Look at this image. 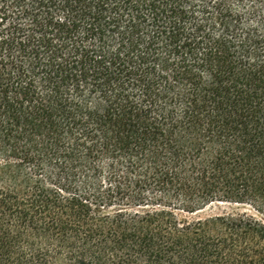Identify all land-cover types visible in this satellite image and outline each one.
<instances>
[{"label":"trees","instance_id":"obj_1","mask_svg":"<svg viewBox=\"0 0 264 264\" xmlns=\"http://www.w3.org/2000/svg\"><path fill=\"white\" fill-rule=\"evenodd\" d=\"M0 264H264V0H0Z\"/></svg>","mask_w":264,"mask_h":264},{"label":"rangeland","instance_id":"obj_2","mask_svg":"<svg viewBox=\"0 0 264 264\" xmlns=\"http://www.w3.org/2000/svg\"><path fill=\"white\" fill-rule=\"evenodd\" d=\"M232 210L254 213L249 205H237V204L220 203V204L211 206L202 215H206V214H221L223 212H229V211H232Z\"/></svg>","mask_w":264,"mask_h":264}]
</instances>
